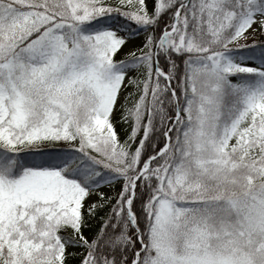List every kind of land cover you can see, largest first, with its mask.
I'll return each mask as SVG.
<instances>
[{"label":"snow or ice","instance_id":"1","mask_svg":"<svg viewBox=\"0 0 264 264\" xmlns=\"http://www.w3.org/2000/svg\"><path fill=\"white\" fill-rule=\"evenodd\" d=\"M0 264H264V0H0Z\"/></svg>","mask_w":264,"mask_h":264},{"label":"rangeland","instance_id":"2","mask_svg":"<svg viewBox=\"0 0 264 264\" xmlns=\"http://www.w3.org/2000/svg\"><path fill=\"white\" fill-rule=\"evenodd\" d=\"M139 39H140V38H137V40L135 41V43H138V42H139Z\"/></svg>","mask_w":264,"mask_h":264}]
</instances>
